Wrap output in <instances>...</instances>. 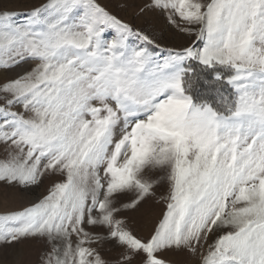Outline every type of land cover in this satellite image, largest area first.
I'll return each mask as SVG.
<instances>
[{"label": "snow or ice", "instance_id": "obj_1", "mask_svg": "<svg viewBox=\"0 0 264 264\" xmlns=\"http://www.w3.org/2000/svg\"><path fill=\"white\" fill-rule=\"evenodd\" d=\"M147 14L194 39L166 48L97 0H47L23 24L0 10V72L32 65L0 83V185L51 181L0 213V245L42 240V264H264V0ZM154 199L141 237L131 217Z\"/></svg>", "mask_w": 264, "mask_h": 264}, {"label": "rangeland", "instance_id": "obj_2", "mask_svg": "<svg viewBox=\"0 0 264 264\" xmlns=\"http://www.w3.org/2000/svg\"><path fill=\"white\" fill-rule=\"evenodd\" d=\"M47 0H0V10L8 9L18 13L16 17L17 24H23L27 16L34 7L46 3ZM113 15L132 24L133 27L145 30L149 35H155L158 42L166 48H180L188 45L193 38H189L175 31L171 26L166 25L162 17H155L153 14H147L143 17H137L135 13L146 2V0H97ZM124 5V7H121ZM111 38V33L107 34ZM159 52V49L157 50ZM32 65L24 63L14 71L0 72V83L6 79H14L24 70ZM17 111L20 109L17 108ZM3 156L0 149V157ZM51 184L49 179H45L39 186H33L30 190L21 192L16 188H7L0 185V213L17 210L29 206L47 194ZM157 197L159 199L164 194V189L157 188ZM163 201L156 203L155 199L150 200L143 206L140 213L131 217V227L137 235L147 237L153 224L160 218L163 211ZM49 250V246L42 240L28 239L14 246L0 245V264H16L19 259L21 264H42V256Z\"/></svg>", "mask_w": 264, "mask_h": 264}]
</instances>
